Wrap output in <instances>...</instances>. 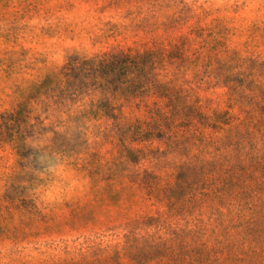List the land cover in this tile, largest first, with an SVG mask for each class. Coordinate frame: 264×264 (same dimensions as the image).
I'll list each match as a JSON object with an SVG mask.
<instances>
[{
    "label": "trees",
    "instance_id": "16d2710c",
    "mask_svg": "<svg viewBox=\"0 0 264 264\" xmlns=\"http://www.w3.org/2000/svg\"><path fill=\"white\" fill-rule=\"evenodd\" d=\"M180 39L169 51L73 54L27 89L29 98H45V109L68 112L57 123L63 131H52L50 154L76 155L90 130L116 148L111 160L89 156L94 178L109 189L129 180L144 205L156 208L155 216L126 222L112 235L115 244L104 245V236L65 244L62 252L73 257L57 264H264V183L255 185L264 165L257 140L264 137V115H257L264 114V89L250 73L219 65L225 78L239 79L227 80L226 109L206 113L187 81L178 82L182 64L199 57L189 59L188 40ZM172 58L181 63L176 73L165 69ZM14 122L13 114L1 116L0 145L18 154L27 146ZM48 132L40 127L35 140Z\"/></svg>",
    "mask_w": 264,
    "mask_h": 264
},
{
    "label": "rangeland",
    "instance_id": "374dc122",
    "mask_svg": "<svg viewBox=\"0 0 264 264\" xmlns=\"http://www.w3.org/2000/svg\"><path fill=\"white\" fill-rule=\"evenodd\" d=\"M180 38L188 40L185 55L199 57L182 64L185 75L178 82L187 81L206 113L226 109L227 80L239 79L225 78L219 65L250 73L264 89V0H0V118L13 114L27 146L17 154L0 145V264H57L73 257L62 252L65 244L97 236H104V245L115 244L120 240L112 235L126 222L155 216L156 208L144 205L143 193L129 180L109 189L94 178L89 156L111 160L116 148L90 130L88 145L76 155L50 154L52 131H63L57 123L68 112L45 109V98H29L27 89L70 55L169 51ZM178 65L172 58L165 69L176 73ZM122 113L141 116L135 109ZM40 127L49 132L36 141ZM256 176L255 185L264 183V165Z\"/></svg>",
    "mask_w": 264,
    "mask_h": 264
}]
</instances>
